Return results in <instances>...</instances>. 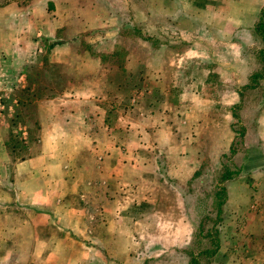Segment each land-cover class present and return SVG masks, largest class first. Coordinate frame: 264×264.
I'll return each instance as SVG.
<instances>
[{"label":"rangeland","instance_id":"rangeland-1","mask_svg":"<svg viewBox=\"0 0 264 264\" xmlns=\"http://www.w3.org/2000/svg\"><path fill=\"white\" fill-rule=\"evenodd\" d=\"M173 2L134 0L130 24L115 27L108 23L109 43L104 49L110 52H99L94 33L83 34L69 54L66 67L51 65L48 57L63 40L52 43L42 39L38 61L24 71L26 85L8 89V98H1V103L11 107L17 100L16 115L33 121L30 115L47 93L71 94L74 98L91 95L93 101L99 99L95 104L103 110L105 124L111 126L119 117L124 119L114 134L119 142L128 137L124 130L127 111L132 123L144 122L143 127L148 129L161 119L160 139L148 132L145 137L151 142L163 141L167 153L160 150L161 161L154 155L155 161L145 174L148 194L140 199L145 213L136 210L130 215L149 224L144 230L137 228L135 234L138 239L142 234L140 242L146 239V243L136 244L130 250V262L120 264H264L262 40L257 35L245 39V48L236 61L248 69L239 66V72L234 71L236 76L226 79L229 72L221 64L228 66L229 56H223V40L215 43L213 33L207 30L218 20H212V11L222 17L228 12V0H199L196 52L187 56L183 51L188 43L181 40L168 17L175 11ZM145 13L158 16L145 20ZM262 18L264 21V13ZM115 32L117 36L110 38ZM58 33L57 37L63 38ZM237 39L233 36L232 42ZM51 44L56 45L49 50ZM161 45L179 54L175 64L181 68L176 77L166 67L161 68L164 55L160 53L155 57L159 69L154 60L146 69L141 66L150 61L151 49ZM158 70H162V80ZM171 79L173 84H168ZM95 104L88 107L93 109ZM74 105L80 106L72 102L70 107ZM21 121H13L9 131L12 149L21 144L22 129L16 126ZM27 124L31 130L22 140V152L36 140L34 125ZM227 171L229 178L223 180ZM216 242L218 248L214 249Z\"/></svg>","mask_w":264,"mask_h":264},{"label":"crops","instance_id":"crops-1","mask_svg":"<svg viewBox=\"0 0 264 264\" xmlns=\"http://www.w3.org/2000/svg\"><path fill=\"white\" fill-rule=\"evenodd\" d=\"M133 2L0 0V264H120L130 262V250L136 244L146 243V239L140 242L142 234L140 239L135 234L137 228L144 230L149 224L130 215L136 210L145 213L140 202L148 194L145 174L155 161L154 155L160 160V150L167 153L163 141L151 142L145 137L150 133L160 139V118L148 129L143 127L144 122L132 123L127 111L124 130L128 137L119 142L114 134L124 119L119 117L111 126L105 124L104 112L95 104L99 99L93 101L91 95L74 98L71 94L47 93L38 102L33 121L16 115L17 100L11 107L1 103V98H8V89L26 85L24 71L38 61L42 39L52 43L63 40L48 53L51 65L56 66L69 64V54L83 34L94 33L99 52H110L104 49L109 43L108 23L115 27L130 24L129 14L135 13ZM173 3L175 11L168 17L181 40L188 43L183 51L187 56L196 52L199 0ZM227 6L224 17L213 11L210 15L212 20L224 23L215 20L211 28H205L213 33L215 43L223 40L226 47L223 56H229V65L221 64L229 72L226 79L236 76L234 71L239 72V66L248 69L247 65H238V56L245 48V39L256 37L254 27L261 18L264 0H228ZM152 16L158 14L145 13L143 18L149 20ZM58 32L63 38H58ZM185 33L190 36L185 37ZM116 36L115 32L110 38ZM233 36L238 37L234 43ZM151 51L149 63H141L143 69L153 60L155 65L160 53L164 55L161 68L166 67L176 77L181 68L175 64L178 52L165 45ZM159 64L155 65L157 69ZM158 71L162 80V70ZM72 102L80 106L70 107ZM92 103L93 109L88 107ZM17 118L22 119L16 125L22 129L21 144L12 149L9 131ZM27 123L34 125L36 141L25 149L29 155L20 159L18 155L26 153L22 152V140L31 130Z\"/></svg>","mask_w":264,"mask_h":264},{"label":"trees","instance_id":"trees-1","mask_svg":"<svg viewBox=\"0 0 264 264\" xmlns=\"http://www.w3.org/2000/svg\"><path fill=\"white\" fill-rule=\"evenodd\" d=\"M263 13H264V9H263V12H262V14H261V18H260V20L258 21V23L255 25L254 29H255V33H256V35L259 36V37L261 38L262 43H263V46H264V21H263V18H262ZM55 45H56V44H51V45L48 47L49 50L52 49ZM259 55H260V58H261L262 62L264 63V47H263V49H261V51L259 52ZM261 76L264 77V67H263L262 75H261ZM256 78H261V77H260V76H259V77L256 76ZM246 89H247V88H246ZM31 97H34V96H31ZM35 98H37V96H36ZM35 106H36V104H35ZM35 112H36V110L32 113V115H30V118H31V119H33L32 116H33V114H34ZM18 117H19V116H18ZM34 124H35V126L38 128L37 124H36V123H34ZM37 128H36V129H37ZM35 141H36V140H35ZM25 154H26V153L24 152V153L18 155V157H19L20 159H22V158H24L25 156H28V155H25ZM222 178H223V180H227V179L229 178V176H228V171H227V173H225V175H224ZM221 191H222V193H223V192H225V189L222 188ZM213 246H214V249H217V248H218V244H217V242H216L215 244H213ZM213 254H214V251H213ZM193 263H194V260H193Z\"/></svg>","mask_w":264,"mask_h":264}]
</instances>
